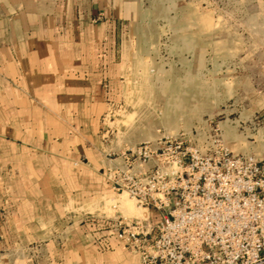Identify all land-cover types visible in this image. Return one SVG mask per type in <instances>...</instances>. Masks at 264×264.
<instances>
[{
	"label": "crops",
	"instance_id": "1",
	"mask_svg": "<svg viewBox=\"0 0 264 264\" xmlns=\"http://www.w3.org/2000/svg\"><path fill=\"white\" fill-rule=\"evenodd\" d=\"M137 9L0 0V264H138L99 227L108 171L149 137L110 115L130 108Z\"/></svg>",
	"mask_w": 264,
	"mask_h": 264
},
{
	"label": "rangeland",
	"instance_id": "2",
	"mask_svg": "<svg viewBox=\"0 0 264 264\" xmlns=\"http://www.w3.org/2000/svg\"><path fill=\"white\" fill-rule=\"evenodd\" d=\"M132 1L130 108L111 118L125 113L124 124L149 133L139 144L171 137L203 153L229 149L264 161V0ZM112 199L104 216H149L127 193Z\"/></svg>",
	"mask_w": 264,
	"mask_h": 264
},
{
	"label": "built area",
	"instance_id": "3",
	"mask_svg": "<svg viewBox=\"0 0 264 264\" xmlns=\"http://www.w3.org/2000/svg\"><path fill=\"white\" fill-rule=\"evenodd\" d=\"M121 158L107 174L114 195L154 214L102 216L99 227L139 264H264V161L171 137Z\"/></svg>",
	"mask_w": 264,
	"mask_h": 264
}]
</instances>
